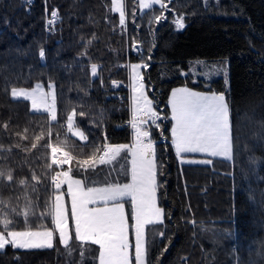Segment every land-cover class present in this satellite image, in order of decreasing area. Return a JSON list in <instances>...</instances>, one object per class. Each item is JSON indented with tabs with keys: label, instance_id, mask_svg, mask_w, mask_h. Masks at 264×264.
Instances as JSON below:
<instances>
[{
	"label": "trees",
	"instance_id": "16d2710c",
	"mask_svg": "<svg viewBox=\"0 0 264 264\" xmlns=\"http://www.w3.org/2000/svg\"><path fill=\"white\" fill-rule=\"evenodd\" d=\"M28 1L0 0V232L55 229L59 171L68 184L60 193L68 192L70 178L85 189L131 183L134 131L126 124L140 114L129 66L151 55V67L141 72L162 116L170 117L173 88L225 93L234 156L181 164L170 141L172 121L149 126L166 215L164 225L147 230V264H264V0H171L172 11L142 10L139 0H122L121 10L114 0ZM161 11L168 19L149 23ZM175 11L184 16L183 31L172 23ZM50 19L54 31L46 30ZM197 60L230 61L229 87L222 79L194 82L189 67ZM50 85L55 120L13 98L16 89ZM55 130L67 134L63 146L71 158L63 166L52 162L49 146L61 138ZM108 146L122 148L109 161L86 162ZM71 235L66 245L56 235L52 248L8 246L0 264H79L68 251L75 248L95 250L84 264H100V246Z\"/></svg>",
	"mask_w": 264,
	"mask_h": 264
},
{
	"label": "rangeland",
	"instance_id": "374dc122",
	"mask_svg": "<svg viewBox=\"0 0 264 264\" xmlns=\"http://www.w3.org/2000/svg\"><path fill=\"white\" fill-rule=\"evenodd\" d=\"M121 1L122 0H120L119 3L120 5H118L117 0H114V5L119 7H116V10H121V8H124V6L122 7L121 5ZM202 1L205 5H210L218 3L219 0ZM175 15L176 17L179 16L176 11ZM200 61H203V63H199ZM225 66L228 80V84L225 85L226 88H228L230 85V61L228 60L220 62L197 60L190 64L189 71L192 73L195 81L202 80V82L205 81L212 83L221 79L225 81L222 71ZM145 92L147 94L146 85ZM40 95H43L47 98V104L44 106L39 103L38 98ZM132 96L133 93L131 94V97ZM225 97L228 104L227 96L225 95ZM13 98L29 101L31 106L30 109L34 112L48 111L51 112V116L54 115L53 111L56 100L55 89H53V85H50V89H45V91L39 86H36V88L16 89L13 91ZM132 105L134 111L140 114L139 110L133 103V99ZM54 133L55 135H59L61 138L58 141L52 142L50 144V150L52 154L55 150V154H58L57 159L59 161L64 159L63 163H69L70 159L65 156L70 157V155L66 152L63 146L66 143L65 141L67 134H65V131L62 132L60 130H55ZM133 136L134 143L136 145L135 149L133 150L134 155L132 156V166L135 170L134 181H132V173V180L129 185L124 184L118 186L116 189L111 187L109 188V186L106 187L100 185L98 187L92 186L85 189L84 185L78 180H71L70 178L68 192L60 193L61 190L64 189V186L68 185L66 181L67 176L65 173H63L58 179L60 181V183H58L60 185L57 186L59 194L56 195L53 201V218L55 229L31 232H0V246L4 245L5 243H15L23 247H33L36 240H42L50 241L53 247L55 244L56 235L59 236L61 243L66 245L73 240V238H71L72 232L78 241L85 243L91 242L100 246V264H147V230L150 226L160 225V223L154 219L152 211L156 203H158V206H160L159 188L156 196L155 188L149 183V179L152 177V175H154L155 168L154 166L146 167L145 162L141 158L144 151L140 152L139 154V145L142 143L143 136L140 140V132L138 131L134 132ZM223 143L224 147L222 151L225 153V156L221 157L219 154H217L216 157L231 160L234 156V139L232 127L230 129V134L228 129H225ZM145 148L146 146L144 145V150ZM117 153L118 151H116V154ZM60 156L63 158L60 159ZM208 157L210 156H207L206 154H184L183 159L208 160ZM96 159H101V156L87 160L86 162H96ZM178 159L180 160L181 158ZM63 163L60 161V164ZM181 164L190 165L189 163ZM193 164L201 165L199 163ZM38 232L45 233V235L42 237L25 235L27 233ZM121 249H123V251ZM68 251L71 253L73 260L76 259L79 264H84L86 263V260L90 261L94 259L95 255L93 253L95 250L90 249L78 251V248H75L72 249V252L70 250Z\"/></svg>",
	"mask_w": 264,
	"mask_h": 264
},
{
	"label": "snow or ice",
	"instance_id": "6c2138e0",
	"mask_svg": "<svg viewBox=\"0 0 264 264\" xmlns=\"http://www.w3.org/2000/svg\"><path fill=\"white\" fill-rule=\"evenodd\" d=\"M112 2V0H111ZM171 0H139V7L142 9H152L153 6H159L161 10L172 11L168 4ZM120 3V0H117ZM46 11H47V5ZM165 11H161L159 15H154L150 18L149 23H160L168 17L165 15ZM52 17L57 15L56 11L50 13ZM52 20H49L45 27L46 30L51 31ZM175 30L180 31L186 27L184 22V16L179 15L172 20ZM121 26L125 25V19L120 21ZM154 47V45H153ZM152 57L149 55L147 61L140 63H132L129 67L130 72V87L132 89V99L136 108L139 110L143 123L141 129H146L143 132L142 144L146 146L142 153V160L145 162L146 167L154 166V175L149 179V183L155 188L156 196L158 188L161 186L158 182V174L162 175V166L158 165L157 157L154 148V140L151 138V131L149 126H155L157 129H161V124L158 121L170 119L172 121L170 128L171 145L174 147L175 155L180 159L181 163H199L212 165L206 159L200 160H184V154H206L210 157H216L219 154L221 157L225 156L222 151L224 147V133L225 129H228L230 134V112L229 105L226 102L224 92H212V91H195L188 87H178L171 90V95L168 100L170 106V117L162 116L153 105V100L145 92V74L141 72V69H148L151 67L149 61ZM199 63H203L200 61ZM225 84H228L226 66L222 69ZM181 75H188V73L181 71ZM196 82V81H194ZM119 86V85H118ZM39 103L44 106L47 104V98L40 95ZM162 139H167L163 136ZM52 162L54 164H60V161L56 158L55 150L53 151ZM2 175V174H0ZM154 219L164 225L165 223V209L158 206V203L152 209ZM25 235H34L42 237L45 233H27ZM163 237V232L161 233ZM7 246H11L13 249H45L51 248L50 241L36 240L33 247H23L15 243H5L0 246V250L6 249ZM123 251V249H121ZM166 250V249H165Z\"/></svg>",
	"mask_w": 264,
	"mask_h": 264
},
{
	"label": "crops",
	"instance_id": "0c3cea01",
	"mask_svg": "<svg viewBox=\"0 0 264 264\" xmlns=\"http://www.w3.org/2000/svg\"><path fill=\"white\" fill-rule=\"evenodd\" d=\"M142 138V137H141ZM141 138H140V140H141ZM133 141H134V136H133ZM134 143V142H133ZM134 145H135V143H134ZM136 146V145H135ZM135 146L134 147H131L130 148V146H129V148H130V150H131V154L132 155H134L133 154V150L135 149ZM142 146V147H141ZM120 148H122L121 146L120 147H115V146H108L105 150H104V152H103V154L102 155H100L101 156V162H103V161H109V159H112L114 156H115V154H116V151H118V150H120ZM144 151V145L142 144V143H140V145H139V154H140V152H143ZM60 158H63L62 156H60ZM60 161H62V163H63V161H64V159H62V160H60ZM96 161H97V159H96ZM88 163H91V162H89L88 161ZM65 163H63V164H58V165H60V166H63ZM133 165V158H132V162H131V166ZM135 170H134V167L132 166V169H131V175H132V173H133V180L132 181H134L135 180V178H134V172ZM113 190H115V189H113ZM29 250H31V249H29Z\"/></svg>",
	"mask_w": 264,
	"mask_h": 264
},
{
	"label": "built area",
	"instance_id": "2783aa9c",
	"mask_svg": "<svg viewBox=\"0 0 264 264\" xmlns=\"http://www.w3.org/2000/svg\"><path fill=\"white\" fill-rule=\"evenodd\" d=\"M25 2H29L28 0H25ZM50 20H52V19H50ZM49 21V20H48ZM53 21V20H52ZM54 28H55V24H54V21H53V23H52V27H51V31H54ZM47 31H49V30H47ZM142 122H143V118L141 119V118H135L134 119V121H132V120H130V121H128L127 122V126H130V125H134V124H138V125H141L142 124ZM59 175V174H58ZM57 175V177L54 179V181H55V183H59V181H58V176Z\"/></svg>",
	"mask_w": 264,
	"mask_h": 264
},
{
	"label": "bare ground",
	"instance_id": "6f19581e",
	"mask_svg": "<svg viewBox=\"0 0 264 264\" xmlns=\"http://www.w3.org/2000/svg\"><path fill=\"white\" fill-rule=\"evenodd\" d=\"M102 155V154H101ZM64 171V170H63Z\"/></svg>",
	"mask_w": 264,
	"mask_h": 264
}]
</instances>
